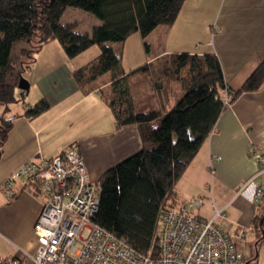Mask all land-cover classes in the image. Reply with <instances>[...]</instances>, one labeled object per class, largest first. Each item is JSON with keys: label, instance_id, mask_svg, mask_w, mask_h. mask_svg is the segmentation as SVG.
Listing matches in <instances>:
<instances>
[{"label": "crops", "instance_id": "1", "mask_svg": "<svg viewBox=\"0 0 264 264\" xmlns=\"http://www.w3.org/2000/svg\"><path fill=\"white\" fill-rule=\"evenodd\" d=\"M153 34L156 45L160 39L164 43V36L168 35L192 44L190 48L158 49L145 62L133 64L135 69L165 55L202 56L214 52L227 83L236 89L264 60V0H186L177 21L172 26H159L147 38ZM124 44L121 52L125 51ZM112 46L115 48V44ZM97 50L70 59L58 41L45 45L25 72L29 90L24 94L18 89L19 100L8 110L0 103V119L12 122L0 159V185L29 160H52L72 147L79 150L92 181L98 183L107 170L143 148L139 128H118L103 97L109 91L111 78H99L95 89L88 94L74 79L75 70L101 53V48ZM172 88L171 106L183 93L177 83ZM251 145L264 152V87L243 93L222 113L216 130L177 184V199L187 203L202 196L196 214L206 219L214 217L216 209L224 210L223 217H216L217 223L235 236L253 264L263 243H260L261 232L248 228L255 226L256 216L264 213V199L263 209L257 210L254 189L259 182L258 167L249 155ZM249 180L252 185L244 187ZM25 187L26 183H18L12 199L0 190V256L3 258L14 256L17 251L34 255L37 250L34 226L45 198ZM241 229L250 230L242 240L236 237Z\"/></svg>", "mask_w": 264, "mask_h": 264}, {"label": "trees", "instance_id": "2", "mask_svg": "<svg viewBox=\"0 0 264 264\" xmlns=\"http://www.w3.org/2000/svg\"><path fill=\"white\" fill-rule=\"evenodd\" d=\"M185 1L0 0V103L7 110L19 100V81L45 45L58 41L70 59L100 46L101 53L75 70L74 79L88 94L99 78L112 73L109 95L105 91L103 97L118 128H139L143 148L100 178L96 184L100 206L93 220L135 250L152 256L159 249L163 215L180 203L177 184L216 130L220 116L243 93L264 87V60L235 89L227 83L214 52L165 55L130 74L125 72L122 54L112 44L124 43L135 33L147 38L159 26H172ZM70 7L92 13L100 23L90 32H77L76 24L63 22ZM139 74L153 77L154 93L143 105L135 98L132 85ZM173 83L180 85L183 95L165 114ZM11 128L10 120L0 119V159ZM26 186L33 194L40 193L38 184ZM263 199L264 195L257 210L263 209ZM263 225L264 213L256 216L252 226L261 232L260 243H264ZM14 261L27 264L28 257L17 251ZM0 264L14 263L3 259Z\"/></svg>", "mask_w": 264, "mask_h": 264}, {"label": "built area", "instance_id": "3", "mask_svg": "<svg viewBox=\"0 0 264 264\" xmlns=\"http://www.w3.org/2000/svg\"><path fill=\"white\" fill-rule=\"evenodd\" d=\"M249 155L257 162L254 201L264 195V152L251 145ZM217 159H220L219 157ZM35 183L45 198L35 223L37 250L27 264H248L249 258L235 236L217 223L224 210L206 219L196 214L202 201L193 198L168 210L160 222L156 256L143 254L93 220L100 199L96 183L79 150L72 147L52 160L31 159L1 185L8 199L18 183ZM247 181L244 187L251 184ZM202 198V197H201ZM252 229V228H248ZM250 231V230H249ZM248 230L236 235L245 239ZM14 261V256L9 259ZM3 258L0 256V262Z\"/></svg>", "mask_w": 264, "mask_h": 264}, {"label": "rangeland", "instance_id": "4", "mask_svg": "<svg viewBox=\"0 0 264 264\" xmlns=\"http://www.w3.org/2000/svg\"><path fill=\"white\" fill-rule=\"evenodd\" d=\"M63 22L76 24V30L79 33L90 32L95 25H98L100 23L98 18L92 13H89L85 10L74 8V7H70L67 9V11L65 12L63 16ZM172 40L177 43L175 42L172 43ZM164 41L165 42L162 43V40L160 39L158 42L159 45H156L155 34H153L152 38H144L141 36L140 33H135L124 42L125 43L124 52H121L123 43L115 42L113 44H115L116 50L118 52H121L122 54V63H123L122 67L126 71L130 72L131 68H134L133 70H136L135 67H133L134 66L133 64H140L141 62H145L148 55L155 54L158 49L161 50L165 46H167L168 48L170 46H180V47L184 46L185 48H187L189 47L190 44H192L191 42L176 41L172 35L164 36ZM148 42L150 43L149 44L151 48L150 50L147 48V45H146V43ZM200 44L201 43H198V45ZM19 45L16 46L17 47L16 51H19L20 49ZM93 49H96V50L98 49L97 51L99 52L100 46L98 44L92 46L89 50H87L88 53H90ZM133 70H131L130 73H132ZM25 72L23 73V76H22L23 78H25L24 76ZM128 72L127 74H130ZM139 76H142V75L139 74L137 77H134L135 82L133 81L134 84L132 85H133V91L135 93L134 94L135 98L138 100L139 103H141L140 105H143L145 104V101H147L150 98V96H152L154 93L153 77L151 74L142 76V78H139ZM103 77L104 79H109L112 77V73L109 72ZM108 93L109 92L107 91L105 94H108ZM182 95L183 93L180 94L181 97ZM176 104L177 103L171 106V102H168V103L166 102L165 105H167V109L166 110L163 109V112L165 114L170 112L176 106ZM159 105L161 107V104ZM197 198L203 201L201 197H197ZM209 212H210V209H209ZM258 251H259V257L253 261V264H264V243L259 246ZM11 257H8V258L2 257V258L10 259Z\"/></svg>", "mask_w": 264, "mask_h": 264}, {"label": "water", "instance_id": "5", "mask_svg": "<svg viewBox=\"0 0 264 264\" xmlns=\"http://www.w3.org/2000/svg\"><path fill=\"white\" fill-rule=\"evenodd\" d=\"M29 88H30L29 81L21 77L19 84H18V89H20L23 93H25L29 90Z\"/></svg>", "mask_w": 264, "mask_h": 264}, {"label": "bare ground", "instance_id": "6", "mask_svg": "<svg viewBox=\"0 0 264 264\" xmlns=\"http://www.w3.org/2000/svg\"><path fill=\"white\" fill-rule=\"evenodd\" d=\"M25 93H26V92H25ZM25 93H24V94H25ZM20 94H21V93H20ZM24 97H25V96H24ZM64 152H65V151H64ZM97 188H98V187H97ZM201 197H202V196H201Z\"/></svg>", "mask_w": 264, "mask_h": 264}]
</instances>
